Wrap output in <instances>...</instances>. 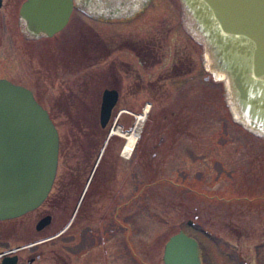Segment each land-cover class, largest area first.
I'll list each match as a JSON object with an SVG mask.
<instances>
[{
  "label": "rangeland",
  "instance_id": "rangeland-1",
  "mask_svg": "<svg viewBox=\"0 0 264 264\" xmlns=\"http://www.w3.org/2000/svg\"><path fill=\"white\" fill-rule=\"evenodd\" d=\"M20 1L0 11V77L31 89L50 113L59 133V172L83 167L92 173L106 148L80 207L71 195L5 222L3 246L34 240L36 222L48 209L53 219L40 235L56 233L77 215L65 233L38 245L34 254L41 259L34 264H163L167 240L181 229L199 237L203 250H255L252 260L256 250L264 255V208L247 207L250 198L264 195V139L232 120L223 83L205 69L202 46L181 23L179 1L147 0L123 21L73 11L64 29L37 41L24 40L12 26ZM130 40L150 46L143 65ZM173 62L177 68L168 71ZM106 88L119 97L102 128ZM148 103L136 144L126 153L122 133L132 131ZM114 172L116 234L102 233L91 243L81 233L108 225L101 216L112 198L89 192ZM87 207L92 218L83 220Z\"/></svg>",
  "mask_w": 264,
  "mask_h": 264
},
{
  "label": "water",
  "instance_id": "water-1",
  "mask_svg": "<svg viewBox=\"0 0 264 264\" xmlns=\"http://www.w3.org/2000/svg\"><path fill=\"white\" fill-rule=\"evenodd\" d=\"M146 1L25 0L19 23L26 38L39 39L62 30L75 6L103 21H123L134 17ZM178 1L182 25L202 46L205 69L223 83L232 120L264 139V0ZM118 97L116 89H104L101 127L108 124ZM58 155L59 133L48 110L31 89L0 78V219L19 217L43 202L57 172ZM50 221L46 215L36 228ZM200 250L198 240L181 229L164 246V264H202ZM16 262L13 255L1 264Z\"/></svg>",
  "mask_w": 264,
  "mask_h": 264
},
{
  "label": "flooded vegetation",
  "instance_id": "flooded-vegetation-1",
  "mask_svg": "<svg viewBox=\"0 0 264 264\" xmlns=\"http://www.w3.org/2000/svg\"><path fill=\"white\" fill-rule=\"evenodd\" d=\"M24 1L25 0L20 1L19 8H18L17 22L14 25H12V26L17 27V30L20 31L19 33L23 37L24 40L37 41V40L43 39V38L48 39V38L53 37L54 35H56L57 33H59L61 31L60 30L59 32H57L56 34H54L53 36H50V37H43V38H39V39H28V38H26L24 36V34L22 33V25L19 23V10H20V7ZM16 5H17V0H1L0 11L4 7H8V6L15 7ZM73 11H77L78 13H80V14L88 17V18H92V20L96 19L98 21H103L99 18H94V17L89 16L88 14H86L83 11H81L80 9H78L76 6L73 8ZM2 25H4V24L3 23L0 24V29H2V32H3V30H5V28H3ZM2 37H3V35L1 34V36H0L1 40H3ZM130 42L132 44L131 49L136 54V57L138 59L139 64L143 65L144 62L146 61L147 55H149L146 52V50L149 51L150 46L149 45H146V46L141 45V44H139L140 41H138V40H130ZM149 57H150V55H149ZM176 64L178 65V63L173 62L171 64V67L168 69V71L171 70V68H177ZM193 65H194V62H190L187 66H190L189 68H192ZM180 70H181L180 72H182L183 68L181 67ZM175 72H179V71H175ZM174 75L178 76V74H174ZM0 78H5V77H0ZM61 102L62 101L58 100V103H55V104L60 105ZM101 102H102V99H101ZM101 102H100L99 107H101ZM49 115H50V113H49ZM50 117H51V115H50ZM51 119H52V117H51ZM102 128H105V127H102ZM113 133L114 132L109 133V135L107 137L106 144L109 142ZM105 146L103 147L100 158L102 157V155L104 153V150L106 148ZM100 158H98V161H97L96 166L94 167L92 173H90L88 168L86 169L83 167L75 168V169L70 168V167H66V170L64 171V173H62V172L58 171V167H57V172H56L52 187H51L48 195L43 200V202L34 210H37V209L41 210V208H45V204L47 202H49L50 200L54 201V202L60 201L63 198L64 199L69 198L71 195H73V196L76 195L75 199L76 200L79 199V204H78L77 208L80 207V205L85 200V197H86L85 195H86V193L90 187L91 182L93 181V178H94L95 173L97 171V165L100 162ZM106 176L100 177L96 181L97 182L96 188L92 192H89V196H91L92 195L91 193H93V195L96 194L97 197L107 195L109 198L110 197L112 198L111 199V201H112L111 205L108 204L109 207L110 206L111 207L108 208L107 210H105V212L103 213L104 215L102 214V216H101V219L106 220L108 225L102 226L101 229H98L95 232H94L93 228H90V226H87V228H85L81 233L82 236L86 239V241H90L91 243L94 242L95 238L101 239V237H103V236H100L102 233H106V234L109 233L110 236L111 235L114 236V234H116V172L107 173ZM178 186L181 188L186 187V185H184V183H182V184L178 183ZM55 187H58V190H55ZM191 189L193 192H195V189L193 187ZM51 191H52V193H51ZM247 191H249V190H247ZM247 197L249 198V196H247ZM95 201H98V200H94V202ZM249 201H250V203L248 204L247 207L256 208V209L264 208V195L258 196L255 198H250ZM46 215L51 216L50 223L38 230L36 228L38 221ZM76 215H77V212L75 211V213L73 215H71V218L68 220L67 224L62 229L57 231L56 233H53V234H42L41 233V235H40V232H44L43 230H45V228L51 224L52 219H53V214L50 212V210H48V209L42 210V214L39 216V218L36 222V225H35V229L37 230L38 233L36 234V237L34 238V240H30L27 243H23V244H14V245H11L8 247L3 246V244H2L7 238L6 232L8 231V225L5 222H9V221L13 220L14 218L3 219V220L0 219V264L3 262L4 258H7L9 256H13V255L17 256L16 264H34L35 262L39 261L41 259V255L38 253L34 254L38 245L41 243H45L46 241L55 239L56 237H58L62 233H65V231L71 227L73 221L76 218ZM81 216H82L83 220H90L92 218L91 209H89L88 207L83 209ZM198 217H199V215L196 214L195 218L197 219ZM15 218H17V217H15ZM187 223L189 224V223H191V221L188 220ZM193 237H195V236H193ZM92 238H94V240L91 241ZM195 238L198 240L199 246L201 249L200 250V257H201L202 264H258V263L264 264V255L261 254L262 253L261 250H256V258L254 260H252L251 256L254 255L255 250H203L202 242L200 241L199 237L198 238L195 237ZM70 246H72V245L70 244ZM11 250H16V251L12 252ZM24 251H30L26 257H24V254L22 253ZM71 251L72 250L70 249V250H67L66 252L70 253ZM32 254H34V255H32ZM162 259H163V256H162ZM66 264H69V263H66ZM163 264H164V261H163Z\"/></svg>",
  "mask_w": 264,
  "mask_h": 264
},
{
  "label": "bare ground",
  "instance_id": "bare-ground-1",
  "mask_svg": "<svg viewBox=\"0 0 264 264\" xmlns=\"http://www.w3.org/2000/svg\"><path fill=\"white\" fill-rule=\"evenodd\" d=\"M150 110V104L148 103L144 109V111L140 114H138V117H137V121L136 123L134 124L133 128H132V131L130 132H125V133H122V135L125 137L126 141H125V145H124V151L127 153V152H130L131 150H133L135 144H136V141L138 139V133H139V130L141 129V127L143 126L145 120H146V117H147V113L149 112ZM114 132V131H113ZM117 132V131H116ZM115 133V132H114Z\"/></svg>",
  "mask_w": 264,
  "mask_h": 264
},
{
  "label": "trees",
  "instance_id": "trees-1",
  "mask_svg": "<svg viewBox=\"0 0 264 264\" xmlns=\"http://www.w3.org/2000/svg\"><path fill=\"white\" fill-rule=\"evenodd\" d=\"M111 139V138H110ZM105 151V150H104Z\"/></svg>",
  "mask_w": 264,
  "mask_h": 264
}]
</instances>
